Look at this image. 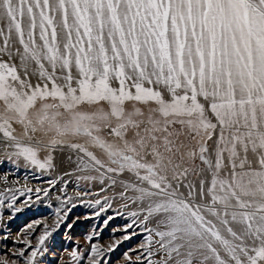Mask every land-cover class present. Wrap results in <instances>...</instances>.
Returning <instances> with one entry per match:
<instances>
[{
	"label": "snow or ice",
	"instance_id": "6c2138e0",
	"mask_svg": "<svg viewBox=\"0 0 264 264\" xmlns=\"http://www.w3.org/2000/svg\"><path fill=\"white\" fill-rule=\"evenodd\" d=\"M0 106V162L51 170L59 151L112 190L101 212L133 209L129 264H264V0H0ZM16 201L0 192L12 216ZM67 214L0 264H37ZM122 240L93 243L87 264Z\"/></svg>",
	"mask_w": 264,
	"mask_h": 264
},
{
	"label": "rangeland",
	"instance_id": "374dc122",
	"mask_svg": "<svg viewBox=\"0 0 264 264\" xmlns=\"http://www.w3.org/2000/svg\"><path fill=\"white\" fill-rule=\"evenodd\" d=\"M3 59L6 60L7 57H3ZM16 63L19 69L18 60ZM20 75L23 76L22 70ZM33 83H35V80H33ZM140 107L144 108L143 105ZM85 110L91 111L93 109L86 108ZM144 110L147 111V108H144ZM2 111V106H0V112ZM14 127L16 128V134L21 135L22 127L18 124ZM100 135L105 136L108 140L114 141L115 139L107 136L103 131ZM35 136L43 143H46L49 139V136H45L42 132H37ZM68 139L72 142L86 143V138L68 137ZM183 139L181 137V140ZM191 143L195 144L196 141L193 140ZM208 143L211 145L212 141ZM2 146L3 141L0 142V157L3 153ZM90 150L99 158L105 159L99 149L90 148ZM68 151L65 149L63 158H66ZM38 155L43 159L47 153L41 147ZM54 155L55 167L51 170H41L34 166L26 167L23 160L18 165H13L6 160L0 162V192H3L6 188H12L17 195L15 207L21 209L12 216V210L0 207V255L7 254L11 258L14 251L25 247L23 243H14V241H21L25 237L31 241L32 246H35L37 243L36 238L44 231L43 225L48 224L50 229L54 227L56 209L60 208L61 214L65 211L68 213L67 217L46 241L44 245L46 254L38 257L37 264H74L69 255L74 247L78 251L83 250L81 264H87V253L91 251L93 243H97L106 249L116 240H122L125 235L132 232V229H129L126 233L124 227L130 222V218L126 216V213L133 209L131 207L127 209L120 207L121 202L117 199L112 201V207L101 212L100 208L104 204V197H111L112 190L101 191L103 185L99 181L77 179V176L84 173L74 171L75 164L71 166L62 164L60 162L62 154L59 151ZM73 158H75V154H73ZM66 172L72 174L65 175ZM49 181L53 183L49 184ZM37 188L42 191L37 193ZM43 189H48V195L44 194ZM78 192L81 194L77 195ZM38 196L39 199H37ZM68 197L72 198L71 201L66 204L63 203ZM98 199L101 200L100 205L95 204ZM117 209L124 215H117ZM98 212L99 215H96ZM9 216H12V218L9 219ZM110 216L113 219L108 220ZM37 220L41 221L39 226L34 225L32 229L27 228L29 224H34ZM105 220H108L107 224L104 223ZM69 223L73 224L71 229L67 228ZM136 232L139 233L140 230L136 229ZM3 235H7L8 238L3 239ZM143 235H133L131 239L122 240V243L115 250L105 254L101 264H105V261L107 264H129L124 258L125 252H128L132 261L135 262L136 256L142 251L139 244L143 239ZM88 236H92L91 242L86 239ZM130 249H136V251H129ZM30 251L31 248L26 251L25 255H28Z\"/></svg>",
	"mask_w": 264,
	"mask_h": 264
},
{
	"label": "bare ground",
	"instance_id": "6f19581e",
	"mask_svg": "<svg viewBox=\"0 0 264 264\" xmlns=\"http://www.w3.org/2000/svg\"><path fill=\"white\" fill-rule=\"evenodd\" d=\"M18 46V45H17ZM2 140H0V142H1ZM2 144V143H1Z\"/></svg>",
	"mask_w": 264,
	"mask_h": 264
}]
</instances>
